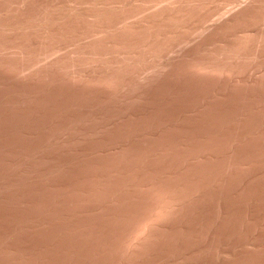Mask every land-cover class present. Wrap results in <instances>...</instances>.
<instances>
[{"label":"rangeland","instance_id":"1","mask_svg":"<svg viewBox=\"0 0 264 264\" xmlns=\"http://www.w3.org/2000/svg\"><path fill=\"white\" fill-rule=\"evenodd\" d=\"M0 264H264V0H0Z\"/></svg>","mask_w":264,"mask_h":264}]
</instances>
